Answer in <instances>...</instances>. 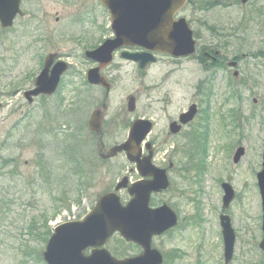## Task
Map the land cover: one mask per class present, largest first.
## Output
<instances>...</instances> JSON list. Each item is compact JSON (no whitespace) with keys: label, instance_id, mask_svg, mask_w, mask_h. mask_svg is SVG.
Listing matches in <instances>:
<instances>
[{"label":"rangeland","instance_id":"obj_1","mask_svg":"<svg viewBox=\"0 0 264 264\" xmlns=\"http://www.w3.org/2000/svg\"><path fill=\"white\" fill-rule=\"evenodd\" d=\"M23 1L26 18L16 20L8 31L0 29V264H45L41 253L54 227L82 219L98 197L112 191L127 172L123 159L101 164L95 158L94 139L85 123L103 93L85 88L88 66L81 50L70 41L74 28L69 18L74 7L59 0H33V7L28 6L32 0ZM207 3L189 0L179 16L190 23L198 46L221 44L228 59H241V79L245 77L246 84H238L224 72H213L208 80L192 61L174 69L170 62L160 61L141 76L134 65L117 59L110 111L125 110L127 94L135 95L143 110L148 100L155 113L166 106L167 115H177L196 100L201 102L193 127L199 136L206 133V151L200 158L205 168L193 185L172 173L169 189L150 202L151 207L168 205L178 217L176 228L152 240L163 264H223L221 214L230 217L236 235L231 264H264L255 177L264 151V0H248L244 5L241 0H210V8ZM55 12L64 16L59 25L53 22ZM102 16L106 27L105 10ZM55 51L69 64L61 85L53 97H39L28 105L22 93L33 87L44 57ZM253 99L259 104L254 105ZM116 134L106 140V146L122 139L121 130ZM176 142L180 147L182 139L165 149L173 151ZM64 145L69 151L77 145L68 162L62 157ZM238 147L245 149V155L234 165L232 157ZM37 163L45 167L37 168ZM3 164L15 165L18 176L3 179L9 169L2 170ZM221 183H229L235 193L227 210L222 209ZM118 196L123 204L129 201L125 191ZM105 248L118 259L141 251L119 235Z\"/></svg>","mask_w":264,"mask_h":264},{"label":"water","instance_id":"obj_2","mask_svg":"<svg viewBox=\"0 0 264 264\" xmlns=\"http://www.w3.org/2000/svg\"><path fill=\"white\" fill-rule=\"evenodd\" d=\"M247 0H243L245 3ZM187 0H102L110 13L111 29L114 40L106 41L102 47L88 55L92 60L106 66L111 61L112 53L122 47L137 46L145 49L143 54H124L123 58L138 64L143 71L155 62L151 52L169 54L175 58L192 56L195 52V42L190 26L184 19L174 20V16L182 10ZM21 14L19 0H0V26L10 28L16 15ZM54 56L46 59L43 70L35 79V89L25 94L31 102V97L40 94L51 95L57 88L60 76L66 70L64 63H57L51 71L49 68ZM234 65V64H229ZM99 69L89 71L88 83L101 85L108 90V85L98 74ZM129 108L134 105V99L129 100ZM195 107L180 118L182 124L192 120ZM89 127L99 131L100 121L95 114ZM173 129V127H172ZM149 127L144 122H137L129 136V140L110 151V156L125 152L128 160L137 164L142 177H152L151 181L139 182L127 188L123 179L115 191L127 189L132 199L124 206L115 193L100 197L92 209L82 220L58 225L48 239L42 258L45 264H162V256L151 248L152 238L160 236L177 224L176 214L166 205L149 208L150 196L168 188V180L164 171L154 169L150 165V157L139 161L140 143L148 133ZM175 132L176 129H173ZM149 146V145H148ZM242 148L236 151L233 162L236 164L243 156ZM257 187L261 200L263 239L260 248L264 251V154L262 170L257 174ZM224 196L222 208L225 210L234 198V192L227 183L222 184ZM220 228L223 240L224 264H229L233 255L235 235L230 219L221 215ZM118 233L126 242H132L142 249V252L132 258L118 260L113 258L103 247L106 242ZM92 249L89 255L85 251Z\"/></svg>","mask_w":264,"mask_h":264},{"label":"flooded vegetation","instance_id":"obj_3","mask_svg":"<svg viewBox=\"0 0 264 264\" xmlns=\"http://www.w3.org/2000/svg\"><path fill=\"white\" fill-rule=\"evenodd\" d=\"M59 2L64 5H71L72 7H74V10L71 13L72 15L69 18V24L72 28H74V30L70 33V41L81 50V56L84 61V64L88 66L84 77L85 88H95L98 89V91H102L101 93H103L102 98H98V103L95 104L93 111L89 114V117L87 118L85 123L87 130L94 139L96 153L95 158H98L97 161H99V163L101 164H109L117 158L123 159V161L125 162L124 167L127 166V172L125 177L127 178L128 186L134 185L140 181L144 182L151 180L150 177L143 178L142 176H140L137 164L134 162H130L124 153H120L115 155L114 157H110V150L115 146H119L125 143L129 138V135L134 125L137 122L142 121L144 122L145 126L149 127V131L145 135L144 141L140 145L141 152L139 154V161L142 162L143 160H146V158L150 157L149 163L154 169L166 172L169 181V187L171 184L170 176L172 173H175L178 176L179 180L182 182L184 181L185 184H195V176H198L199 174L200 157L198 159V145L201 146V143L203 142L202 138L204 137L202 136V134L199 136L197 129L193 126L199 118L201 102L196 100L194 103L189 104L185 110L180 111L177 115H167L166 106H162L161 110H158V113H155V111L152 110V101L148 100L146 101L147 105L144 107L143 110L137 105V97L132 94H127L125 97V102L127 103L130 97H134V106L130 109L126 105L125 108H122V110H125L121 111L120 113H115L116 111H110L111 95L112 89L114 88L115 79L114 72H117V70L113 69V65H115L117 59H119L120 62L130 63L135 66V64H133L132 62L125 60L122 57V53L125 52L124 54H142L144 53V51L142 48L137 46L122 48L112 54V62L108 66L101 67L99 62H96L88 57L90 53L96 51L100 46H102L106 40H111L114 38V34L111 29L109 13L107 10H105V13L107 15L106 18L108 25L106 27L103 26L102 12L104 11V8L101 0H59ZM29 5L31 7L34 6L33 0L31 1V3H29L28 1V6ZM20 9L23 14L16 20H24L26 18V8H24L23 0H20ZM43 17L45 16L43 15ZM53 18V22H55L56 25H59L64 22V16L62 13L55 12ZM176 18L179 17L177 16ZM27 27V25L24 26V28ZM223 51H225V49L221 46V44L217 46L211 44L207 46L203 45L201 47L198 46L196 41L195 54L192 57L172 58L168 55H154L157 58L156 63H159L160 61H168L173 66H175L173 67V69L176 68V66L181 65L182 62L192 61L195 62L196 65L201 68V70L206 74L208 80H210L211 73L224 72L226 73V75L230 74L233 81H237L238 84L241 83V59L237 57L228 59L224 55ZM52 53H54L55 56V59H53V65L57 62L63 61L61 60L60 52L55 51ZM230 62L236 63V67L234 70L228 68V64ZM95 69H99L98 74L99 76L104 78L105 85L109 86V90H106L105 88L99 86H92L86 82V76L88 75L89 71ZM234 71H238L239 77L238 75L236 77L234 76ZM145 73H147V71L138 72V74L141 76H144ZM171 74H173L172 71L170 73H166V78H168ZM197 95L198 91L196 89V95H194V99ZM252 103L254 105H258L259 100L253 99ZM192 105H196V115L187 124H181L180 118L182 114L186 113L189 107ZM95 114L97 115V118H99L100 121L99 131L91 132L88 129V125L90 124V122L91 124L93 123L92 120ZM159 123H161L162 126L160 130L157 131V126L159 125ZM172 127L173 129H176L175 132L173 131ZM63 129V131H65L66 127L63 126ZM118 130H121L123 132V134H121L122 139L115 140L110 145L106 146V140L113 139L117 135L116 131ZM18 134L20 133L18 132ZM7 135L8 138L9 136H11L9 133ZM25 136H27V134ZM180 138L182 139V142H180V147H178L179 143L176 142L177 147L173 151L169 152L165 149V146L167 144L173 143ZM115 139H118V136ZM34 141L38 142L37 139H34ZM20 142H23V138ZM62 149L63 160L68 162L69 149L66 145H64ZM8 166L9 169L3 172V179H13V176H18L17 171L14 170L15 165ZM8 166H5V164H3L2 170L7 168ZM38 167H45V164L37 163V168ZM40 174L44 175L45 173L44 171H42V173ZM34 175L37 177L36 171L34 172ZM48 177L52 180V177L54 179L55 176L51 173V175L48 174ZM64 177L65 176L63 175V184L65 179ZM4 192L10 191L5 190ZM157 195H153L151 197V201L152 198Z\"/></svg>","mask_w":264,"mask_h":264},{"label":"trees","instance_id":"obj_4","mask_svg":"<svg viewBox=\"0 0 264 264\" xmlns=\"http://www.w3.org/2000/svg\"><path fill=\"white\" fill-rule=\"evenodd\" d=\"M209 3H210V0H208L207 6H206V7H208V8H210V4H209ZM205 4H206V3H205ZM205 4H204V5H205ZM76 146H77V145L71 147V149H70V151H69V154H68V155H69V158H71V155H74V154H75V152H73V149H74V147H76ZM198 146H199V147H198V148H199V149H198V157H200V155H202L201 153H203V150L200 151L201 146H200V145H198ZM77 154H78V153H77ZM196 154H197V153H196ZM199 161H200V162H199V169H201V166H202L201 164H202V162H201V160H199Z\"/></svg>","mask_w":264,"mask_h":264}]
</instances>
